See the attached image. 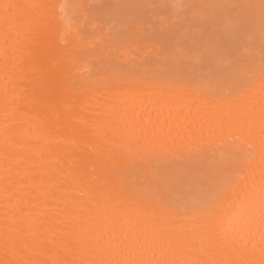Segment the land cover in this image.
Returning <instances> with one entry per match:
<instances>
[{
	"label": "snow or ice",
	"instance_id": "obj_1",
	"mask_svg": "<svg viewBox=\"0 0 264 264\" xmlns=\"http://www.w3.org/2000/svg\"><path fill=\"white\" fill-rule=\"evenodd\" d=\"M248 7L259 9V65L236 73L227 91L200 89L187 98V114L183 107L169 111L163 125L120 102L119 73L105 69L109 75L84 78L68 33H52L54 52L30 67L31 87L18 90L39 107V139L52 151L47 156L41 151L43 163L38 164L13 138L6 135L0 144V264H249L237 247L236 225L217 210L247 183L257 155L264 191V0ZM0 9V74L5 81L0 93L11 97L8 85L16 75L22 38L38 47L48 25L42 20L35 29L21 28L11 18L10 4L0 2ZM248 23L255 28L256 17ZM86 108L92 115L83 118ZM61 117L72 118L88 134L77 138L53 132ZM177 137L195 141L197 151L215 145L221 156L238 155L231 147L247 144V159L221 178L211 199L207 194L186 201L164 199L160 193L166 184L158 183L161 158L167 156L164 145ZM61 148L71 152L54 150ZM126 167L142 172L149 182L131 192L122 183L114 186L111 178ZM177 220L197 242L188 253L174 250L165 239L168 229L160 227ZM260 242L264 244V212Z\"/></svg>",
	"mask_w": 264,
	"mask_h": 264
},
{
	"label": "bare ground",
	"instance_id": "obj_2",
	"mask_svg": "<svg viewBox=\"0 0 264 264\" xmlns=\"http://www.w3.org/2000/svg\"><path fill=\"white\" fill-rule=\"evenodd\" d=\"M85 1L0 0V2L11 5V18L21 28L31 27L35 29L41 24L42 20H46L48 25L47 32L41 36L38 47L34 46L30 40L22 38L17 52L16 75L12 77L8 85L12 96L5 97L0 93V144H2L6 135L13 138L20 146V150L24 151L26 156H31V159L38 164L43 163L40 156L41 151L47 156L52 150L45 147L43 140L39 139L40 129L37 126V119L40 115L39 107L30 103L18 90L23 87H31L30 81L33 77L29 73L30 67L34 63L42 64L43 55H50L54 52L52 33L57 29H63L68 33L70 44L74 45L71 52L74 56L79 57L81 61L80 74L84 78L89 77L90 72L83 70L87 68L86 65H83V58L86 57L87 50L84 48L86 43L84 42L82 19H80L81 23L78 22ZM258 3L259 0L239 2V5L245 8L240 9V13L243 12L241 15L245 20L248 21L252 16L256 17L257 24L253 28L256 29L255 31L259 28V9L253 10L248 5ZM54 5L57 7L54 8ZM3 11L4 9H0V12ZM228 15L226 14V16ZM238 16L240 17L239 14ZM249 28L252 29V26ZM255 31L253 30V32ZM258 35L256 34L255 38L258 39H256V43L259 44L258 47L260 48L257 50L259 52L255 55L254 52H248L249 49L246 48L248 51L243 52L245 57L241 61L238 59V64L233 65L236 73L252 65H259L262 53L260 34L258 33ZM115 72L122 77L120 102L135 113L145 116V118L151 116L154 121L159 118L161 125L164 124L169 111L176 113L183 107L184 113L187 114L188 108L185 106L188 103L187 98L197 94L200 89L219 87L227 91L232 81L230 79L227 84L220 85L214 81L206 82V80L199 79L198 84L192 85L189 83L190 81L164 78L155 74L149 75L150 72L145 68L144 60L126 61L124 67L122 66ZM79 82L83 83V81ZM4 83L3 76L0 74V90L3 89ZM51 98H54V94L49 97V99ZM10 100H14V102H10ZM80 115L83 118L90 117L92 115L91 109H84ZM258 115L259 106L257 103V118ZM52 131L64 137L76 136L79 138L88 134L87 130L81 129L72 118L64 117L55 122ZM197 147L195 141H189L187 138L182 140L179 137L175 141L170 140L164 145L167 156L161 158L162 172L158 181V183L166 184V187L162 188L160 193L164 199L186 201L205 194L211 199L212 193L221 178L231 175L235 170L237 161L246 160L248 155L247 144L231 147V153H237L238 155H231L226 152L223 156H221L215 145L201 151H197ZM54 150L71 152L70 148ZM251 168L252 171L248 176L247 183L239 191L222 200L217 210L221 217L236 225V243L237 247L242 249L244 259L249 264H264V244L260 242L261 217L262 212H264V191L261 188L258 155ZM49 174L53 179L56 178L55 172ZM37 179H39L38 175ZM111 179L115 182L114 186L118 187L122 183L129 192L134 189L139 190L150 180L142 172L129 167L124 168L121 174ZM174 189H182L190 195L173 199L171 192ZM153 204H156L155 200H153ZM160 227L168 229L165 239L170 242L174 250L188 253L195 248L197 242L193 239L191 233L187 231L188 226L183 221L177 220L173 225H161ZM40 258L41 260L46 259L43 256Z\"/></svg>",
	"mask_w": 264,
	"mask_h": 264
},
{
	"label": "rangeland",
	"instance_id": "obj_3",
	"mask_svg": "<svg viewBox=\"0 0 264 264\" xmlns=\"http://www.w3.org/2000/svg\"><path fill=\"white\" fill-rule=\"evenodd\" d=\"M241 1L247 2L86 0L78 19H82L87 50L83 58L87 68L83 70L108 75L105 69L115 72L126 61L144 60L149 75L190 81L192 85L199 79L227 84L236 73L233 65L245 57L246 48L255 55L260 48L255 38L259 28L258 33L249 28L240 13L244 8ZM191 5L222 7L199 10ZM189 195L182 189L171 192L173 199Z\"/></svg>",
	"mask_w": 264,
	"mask_h": 264
}]
</instances>
